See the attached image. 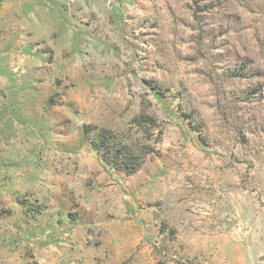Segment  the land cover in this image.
I'll list each match as a JSON object with an SVG mask.
<instances>
[{"label":"rangeland","instance_id":"1","mask_svg":"<svg viewBox=\"0 0 264 264\" xmlns=\"http://www.w3.org/2000/svg\"><path fill=\"white\" fill-rule=\"evenodd\" d=\"M0 264H264V0H0Z\"/></svg>","mask_w":264,"mask_h":264},{"label":"trees","instance_id":"2","mask_svg":"<svg viewBox=\"0 0 264 264\" xmlns=\"http://www.w3.org/2000/svg\"><path fill=\"white\" fill-rule=\"evenodd\" d=\"M138 119L144 120V117L141 116ZM106 138L110 139L109 137L100 133L98 136V142L96 145L98 147H100V146L103 147V145H105V147L111 146L113 148V155H114L113 163L117 165V162L120 161L121 165L119 166L120 167L119 169H121L122 171H125L126 174L135 173L137 170V167H139V164L138 163L136 164V162H135L136 158H134L130 153L121 154V151L119 150V148L114 149V142H112V141L110 142V145L108 146L106 144Z\"/></svg>","mask_w":264,"mask_h":264}]
</instances>
